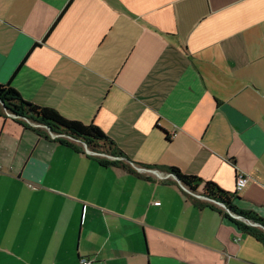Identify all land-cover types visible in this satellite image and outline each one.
I'll list each match as a JSON object with an SVG mask.
<instances>
[{
	"label": "crops",
	"instance_id": "obj_1",
	"mask_svg": "<svg viewBox=\"0 0 264 264\" xmlns=\"http://www.w3.org/2000/svg\"><path fill=\"white\" fill-rule=\"evenodd\" d=\"M0 84L120 153L0 116V264H264L254 224L142 167L264 219V0H0Z\"/></svg>",
	"mask_w": 264,
	"mask_h": 264
},
{
	"label": "trees",
	"instance_id": "obj_2",
	"mask_svg": "<svg viewBox=\"0 0 264 264\" xmlns=\"http://www.w3.org/2000/svg\"><path fill=\"white\" fill-rule=\"evenodd\" d=\"M6 115H11V118L24 128H33L39 134L46 129L50 134L64 135L66 138L81 141L87 149L94 153L120 156V153H116L114 145L96 126L69 121L53 109L39 107L24 101L9 85L0 84V116ZM142 167L151 170H162L174 178L177 186H181L188 192L197 194L205 200L224 206L225 211L228 212V217L232 218L230 215H233L264 229V219L253 212L238 209L235 205L236 196L221 190L216 184L203 181L195 176L185 175L175 167L158 168L145 165ZM207 206L212 208L213 205L209 204ZM238 226L264 247V231L261 228L245 225L241 221Z\"/></svg>",
	"mask_w": 264,
	"mask_h": 264
},
{
	"label": "built area",
	"instance_id": "obj_3",
	"mask_svg": "<svg viewBox=\"0 0 264 264\" xmlns=\"http://www.w3.org/2000/svg\"><path fill=\"white\" fill-rule=\"evenodd\" d=\"M9 116L12 117L11 115H9ZM30 125H31V124H30ZM50 135H51V137L54 138V139H58V138H59V139H60V138H66L64 135H55V134H50ZM86 153L89 154V155H93V156H95V155L98 156V155H99V154H97V153L89 152V151H87V150H86ZM245 183H246V179H245V177L242 176V175H237L236 178H235V189H236V191H240V190L244 187ZM189 194L192 195V196H194L195 198L205 200V199L202 198L201 196L194 195V194H192V193H190V192H189ZM205 201L210 202V203L217 204V205L221 206L222 208H224V206H222V205H220V204H218V203H215V202H213V201H210V200H205ZM156 205H159V203H156ZM224 209H225V208H224ZM227 213H228V212H227ZM231 216L234 217V218H236V219H240L239 217H236V216H233V215H231ZM79 264H94V263H93V261H91V260L81 258V259L79 260Z\"/></svg>",
	"mask_w": 264,
	"mask_h": 264
},
{
	"label": "water",
	"instance_id": "obj_4",
	"mask_svg": "<svg viewBox=\"0 0 264 264\" xmlns=\"http://www.w3.org/2000/svg\"><path fill=\"white\" fill-rule=\"evenodd\" d=\"M256 227H259V228H261L260 226H257V225H255ZM263 231H264V229L263 228H261Z\"/></svg>",
	"mask_w": 264,
	"mask_h": 264
}]
</instances>
